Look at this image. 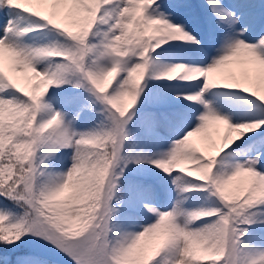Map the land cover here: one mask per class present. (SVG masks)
I'll return each mask as SVG.
<instances>
[{
  "label": "snow or ice",
  "instance_id": "1",
  "mask_svg": "<svg viewBox=\"0 0 264 264\" xmlns=\"http://www.w3.org/2000/svg\"><path fill=\"white\" fill-rule=\"evenodd\" d=\"M0 264H264V0H0Z\"/></svg>",
  "mask_w": 264,
  "mask_h": 264
}]
</instances>
